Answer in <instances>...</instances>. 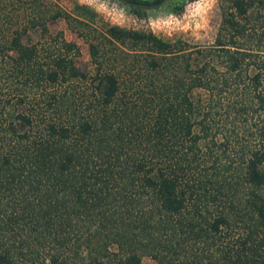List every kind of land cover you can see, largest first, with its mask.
Listing matches in <instances>:
<instances>
[{
  "label": "trees",
  "instance_id": "trees-1",
  "mask_svg": "<svg viewBox=\"0 0 264 264\" xmlns=\"http://www.w3.org/2000/svg\"><path fill=\"white\" fill-rule=\"evenodd\" d=\"M218 5L198 44L0 0V264H264V0Z\"/></svg>",
  "mask_w": 264,
  "mask_h": 264
},
{
  "label": "rangeland",
  "instance_id": "rangeland-1",
  "mask_svg": "<svg viewBox=\"0 0 264 264\" xmlns=\"http://www.w3.org/2000/svg\"><path fill=\"white\" fill-rule=\"evenodd\" d=\"M51 1L97 27L118 24L151 30L164 40L181 38L190 43H210L220 21L218 0H184L185 3L178 12H173L170 7L179 0H150L133 6L126 0ZM132 7L137 8L139 13L132 11ZM48 28L52 32L62 30L66 39L78 44L79 65L82 66L88 60L87 43L69 29L63 19L49 22ZM251 43L255 44V41ZM141 262L154 264V260L148 255H143Z\"/></svg>",
  "mask_w": 264,
  "mask_h": 264
}]
</instances>
